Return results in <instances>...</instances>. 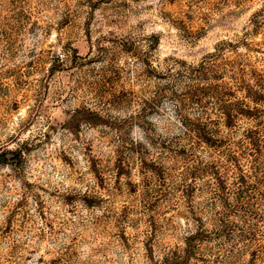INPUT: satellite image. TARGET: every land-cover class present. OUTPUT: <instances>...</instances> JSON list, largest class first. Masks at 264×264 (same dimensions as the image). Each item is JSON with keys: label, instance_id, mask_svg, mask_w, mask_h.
Returning a JSON list of instances; mask_svg holds the SVG:
<instances>
[{"label": "rangeland", "instance_id": "obj_1", "mask_svg": "<svg viewBox=\"0 0 264 264\" xmlns=\"http://www.w3.org/2000/svg\"><path fill=\"white\" fill-rule=\"evenodd\" d=\"M0 264H264V0H0Z\"/></svg>", "mask_w": 264, "mask_h": 264}]
</instances>
